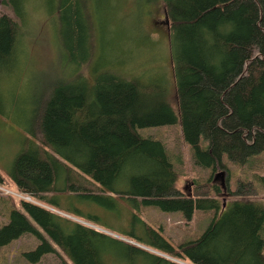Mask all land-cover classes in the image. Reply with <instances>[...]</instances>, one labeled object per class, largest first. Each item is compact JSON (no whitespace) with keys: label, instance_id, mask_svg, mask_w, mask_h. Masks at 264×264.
<instances>
[{"label":"trees","instance_id":"trees-1","mask_svg":"<svg viewBox=\"0 0 264 264\" xmlns=\"http://www.w3.org/2000/svg\"><path fill=\"white\" fill-rule=\"evenodd\" d=\"M160 1L175 111L167 87L158 82L96 66L86 77L80 67L92 54L95 1L47 0L57 58L70 70L51 72L27 106L19 150L0 171V183L7 179L30 198L10 202L0 247L31 234L38 243L22 252L29 262L54 253L71 264H107L109 252L117 251L123 264H264V203L253 199L251 184L237 180L224 208L208 194L218 191L209 180L194 182L183 194L163 145L136 131L177 122L194 164L211 170L225 169L223 155L242 164L264 150V0ZM25 2L3 0L18 21L0 15V114L8 103L2 81L22 54ZM64 191L96 199H107V191L187 219L195 209H210L212 216L198 237L176 246L145 224L147 244L130 233L131 240L173 261L36 204L55 209L46 195Z\"/></svg>","mask_w":264,"mask_h":264},{"label":"rangeland","instance_id":"rangeland-1","mask_svg":"<svg viewBox=\"0 0 264 264\" xmlns=\"http://www.w3.org/2000/svg\"><path fill=\"white\" fill-rule=\"evenodd\" d=\"M92 54L80 71L90 78L93 67L108 68L126 77H135L140 82H158L167 87L168 103L175 111L173 78L169 61L167 28L164 23L163 4L160 0H93ZM26 19L18 65L12 74L4 78L2 86L7 104L0 114V171L5 170L20 147L24 136L22 125L26 123L28 105L47 85L53 71L67 72L68 66L57 56L54 13L48 11L47 0H26ZM5 14L18 21L12 9L0 0V15ZM59 68H62L61 70ZM52 72V73H51ZM142 137L159 141L167 159L176 174L175 188L183 194H190L194 182L218 187L213 196L224 208L232 200L229 190L235 182L251 184L253 199L264 203V150L249 157L244 163L230 162L223 155L221 164L211 170L194 164L190 147L183 142L179 124L136 128ZM206 142L201 141V147ZM218 173L219 176L215 177ZM92 186V184H91ZM119 189L125 188L122 184ZM51 195L54 208L36 204L79 222L109 236L143 248L154 254L177 261L159 251L148 248L129 238L130 233L148 242L143 224L152 228L171 246L198 237L212 216L210 209H195L189 219L179 211H162L157 207L144 205L137 198L129 199L116 193L105 192L106 198L96 199L82 196L80 192H56ZM17 198L30 200L16 192L4 179L0 183V225L7 220V208ZM58 209V210H57ZM264 238V223L261 229ZM38 240L31 234H22L0 247V264H71L54 253L42 255L37 261H27L22 252L35 247ZM264 253V252H263ZM107 264H123L117 251H110Z\"/></svg>","mask_w":264,"mask_h":264},{"label":"water","instance_id":"water-1","mask_svg":"<svg viewBox=\"0 0 264 264\" xmlns=\"http://www.w3.org/2000/svg\"><path fill=\"white\" fill-rule=\"evenodd\" d=\"M164 23H165V25H167V20H166V18H165V15H164ZM220 173H218L217 175H219ZM221 206L223 207V203L221 204Z\"/></svg>","mask_w":264,"mask_h":264},{"label":"flooded vegetation","instance_id":"flooded-vegetation-1","mask_svg":"<svg viewBox=\"0 0 264 264\" xmlns=\"http://www.w3.org/2000/svg\"><path fill=\"white\" fill-rule=\"evenodd\" d=\"M219 175H215V177H218Z\"/></svg>","mask_w":264,"mask_h":264}]
</instances>
